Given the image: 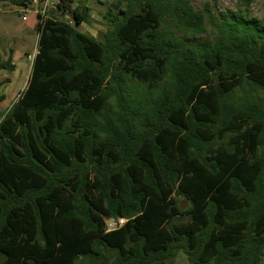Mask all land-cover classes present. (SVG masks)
<instances>
[{
  "label": "trees",
  "instance_id": "obj_1",
  "mask_svg": "<svg viewBox=\"0 0 264 264\" xmlns=\"http://www.w3.org/2000/svg\"><path fill=\"white\" fill-rule=\"evenodd\" d=\"M121 6L102 40L76 28L86 5H57L74 25L36 14L29 79L0 120V264H260L264 17ZM207 25L211 40L189 37Z\"/></svg>",
  "mask_w": 264,
  "mask_h": 264
},
{
  "label": "rangeland",
  "instance_id": "obj_2",
  "mask_svg": "<svg viewBox=\"0 0 264 264\" xmlns=\"http://www.w3.org/2000/svg\"><path fill=\"white\" fill-rule=\"evenodd\" d=\"M18 0H0V59H6L13 50L12 62L15 67L11 71L1 70L0 81L8 79L9 81L3 85L2 91L6 98L0 102V120L3 118L11 104L18 98L20 92L26 87L27 78L30 73L31 62L37 48V31L35 24L37 21V11H40L43 0H22L27 7L17 4ZM117 0H53L48 4L44 15L52 16L59 20L71 22L74 25L71 14L57 5L69 4L70 9H81L84 5L89 7L88 21L76 26L77 30L94 37L97 40L103 39V34L109 28L106 12ZM190 3L198 9L208 8L214 14L221 17H229L234 12L240 13L246 9L244 16L249 19L260 20L264 17V0H189ZM126 0H122L124 7ZM116 10V9H115ZM25 17V19H23ZM166 22L175 29L174 20L171 16L166 15ZM176 30V29H175ZM189 37L196 41H207L214 37L213 28L207 25L206 32L191 35ZM127 85L131 88L132 81L128 80ZM247 87V86H246ZM248 90V88H247ZM238 93V92H237ZM255 99L264 100V92L256 90L252 92ZM239 94V93H238ZM178 204L182 209L188 207V201L183 197H177ZM103 251H105L103 249ZM107 256L113 259L115 251H106ZM172 264H188L186 257L181 253H176L171 257ZM170 262V261H167ZM98 263V262H97ZM260 264H264V254L260 260Z\"/></svg>",
  "mask_w": 264,
  "mask_h": 264
},
{
  "label": "built area",
  "instance_id": "obj_3",
  "mask_svg": "<svg viewBox=\"0 0 264 264\" xmlns=\"http://www.w3.org/2000/svg\"><path fill=\"white\" fill-rule=\"evenodd\" d=\"M52 1L53 0H43L42 7L40 8V11H37V12H40L42 15H44V11H45L47 5L52 3ZM23 19H25V17H23ZM125 220H126L125 218L107 220L106 221V229L111 230L114 228H118L119 226H121L125 222Z\"/></svg>",
  "mask_w": 264,
  "mask_h": 264
},
{
  "label": "water",
  "instance_id": "obj_4",
  "mask_svg": "<svg viewBox=\"0 0 264 264\" xmlns=\"http://www.w3.org/2000/svg\"><path fill=\"white\" fill-rule=\"evenodd\" d=\"M28 79H29V76H28V78H27V81H28ZM136 240H137V237H136L134 234H131V235L129 236V241H130L131 243H134Z\"/></svg>",
  "mask_w": 264,
  "mask_h": 264
}]
</instances>
